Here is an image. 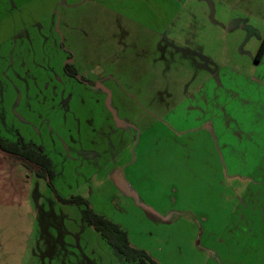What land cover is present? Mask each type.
<instances>
[{"label": "rangeland", "instance_id": "374dc122", "mask_svg": "<svg viewBox=\"0 0 264 264\" xmlns=\"http://www.w3.org/2000/svg\"><path fill=\"white\" fill-rule=\"evenodd\" d=\"M93 7L0 0V135L42 147L55 171L52 188L0 153V264H140L87 223L85 205L56 193L87 200L158 264H201L209 255V242L200 244L205 150L222 143L230 172L235 134L264 133V59L253 60L264 39V0L181 5L165 35L135 25L119 41L118 14L106 12L104 31L91 25ZM188 53L217 67L220 80L186 62ZM66 63L89 82L67 76ZM193 93L197 100L185 99ZM207 120L213 130L204 129ZM153 126L180 135L158 146ZM255 235L253 255L264 259V233Z\"/></svg>", "mask_w": 264, "mask_h": 264}, {"label": "crops", "instance_id": "0c3cea01", "mask_svg": "<svg viewBox=\"0 0 264 264\" xmlns=\"http://www.w3.org/2000/svg\"><path fill=\"white\" fill-rule=\"evenodd\" d=\"M202 1L89 0L96 6L90 11V17L94 18V23L91 20V25L103 24L105 31L107 22L104 17H106V12L114 11L119 17L116 24L119 27L117 30H120L119 33L115 34L114 39L116 41L123 38L121 32L127 37L131 36L129 28L135 25L141 26L153 35L160 37L161 33L165 35L176 23L181 5L185 7L187 4L194 2L200 4ZM18 9L21 10L19 7ZM99 13L103 15L102 19ZM186 23H189V20L184 22V24ZM143 24L145 25L142 26ZM112 30L110 29V33L106 34L112 35L114 33ZM90 31L91 29L88 30V33ZM188 54L187 56L184 55L186 62L190 65L194 64L196 69L200 71H204L206 67L205 71L209 74L211 82L217 81L216 79L220 80L217 67L215 70L210 68L208 70V66L203 64L202 59L197 60L196 55ZM256 55H253V60L257 64L262 63L264 56L260 61H256ZM145 71L146 68H143L140 73ZM151 71L159 72L160 70L152 68ZM220 73L222 72L220 71ZM205 81L207 86L209 79L206 78ZM214 83L216 84V82ZM204 87L205 84H199L196 92H202ZM195 93L190 94L185 99L197 100L198 96ZM201 96L200 100H207L206 96ZM199 118L201 120V117ZM158 121L162 122V120ZM153 128L155 127L153 126ZM213 128L212 121L207 120L204 129L213 130ZM155 129H158L156 135L158 146L162 142L167 144L174 142L177 135H180L174 126L165 129V133L161 128ZM234 140L229 153L230 172L225 161L222 143L220 146L217 145L210 150H205V152H209L210 160L208 157L204 160L206 162L203 161L201 164L199 217L202 230L200 244L203 240L209 242L202 246L203 250L209 251V255H205L201 264H264L263 258L257 259L260 257L253 255V250L255 251L257 247L250 244V239L255 238L256 232L264 233V133L259 134L258 131L249 129L237 132ZM146 152L145 150L144 153ZM160 152L157 150V154ZM206 174L213 176L208 177ZM224 217L226 218L225 221ZM212 238H214V242L211 243Z\"/></svg>", "mask_w": 264, "mask_h": 264}, {"label": "trees", "instance_id": "16d2710c", "mask_svg": "<svg viewBox=\"0 0 264 264\" xmlns=\"http://www.w3.org/2000/svg\"><path fill=\"white\" fill-rule=\"evenodd\" d=\"M263 56L264 39L257 52L256 61H260ZM67 68L69 72L76 74V71L73 70V66L67 65ZM0 152L9 160L22 163L26 168L34 171L39 178L47 180L49 185L54 188L52 183L55 177L53 162L42 148H31L23 139L15 143L8 142L0 135ZM56 196L60 201L65 203L85 205V219L87 223L94 227V229L128 261L140 264H158V262L145 250L132 245L128 233L120 225L112 222L105 216L95 213L87 200L81 197L63 200L57 193Z\"/></svg>", "mask_w": 264, "mask_h": 264}, {"label": "flooded vegetation", "instance_id": "af4514ba", "mask_svg": "<svg viewBox=\"0 0 264 264\" xmlns=\"http://www.w3.org/2000/svg\"><path fill=\"white\" fill-rule=\"evenodd\" d=\"M67 65H71V66H73V70H75L76 71V74H72L71 72H69V69L67 68ZM65 72H66V74H67V76H69V77H71V78H76V79H78L80 82H89L87 79H85V78H82V77H80L79 75H78V71H77V69H76V67L73 65V64H71V63H66V65H65ZM98 86L100 87V88H102L103 86H101V85H99L98 84ZM1 132V131H0ZM6 140V139H5ZM21 140V139H20ZM6 141H8V140H6ZM24 141V140H23ZM8 142H10V141H8ZM25 142V141H24ZM15 143V142H14ZM26 143V142H25ZM27 145L29 146V144L27 143ZM30 147V146H29ZM31 148H35V149H38V148H42V147H31ZM43 149V148H42ZM1 153V152H0ZM2 154V153H1ZM3 155V154H2ZM4 156V155H3ZM5 157V156H4ZM6 158V157H5ZM6 159H8V158H6ZM9 160V159H8ZM11 162H18V161H12V160H10ZM20 163V162H19ZM20 164H22V163H20ZM23 165V164H22ZM24 166V165H23ZM25 167V166H24ZM28 169V168H27ZM35 175H36V173L34 172V171H32ZM37 176V175H36ZM38 177V176H37ZM39 178V177H38ZM47 181V180H46Z\"/></svg>", "mask_w": 264, "mask_h": 264}, {"label": "water", "instance_id": "95a60500", "mask_svg": "<svg viewBox=\"0 0 264 264\" xmlns=\"http://www.w3.org/2000/svg\"><path fill=\"white\" fill-rule=\"evenodd\" d=\"M109 96L111 97V94L109 93Z\"/></svg>", "mask_w": 264, "mask_h": 264}]
</instances>
